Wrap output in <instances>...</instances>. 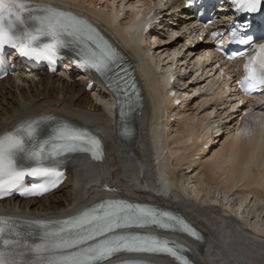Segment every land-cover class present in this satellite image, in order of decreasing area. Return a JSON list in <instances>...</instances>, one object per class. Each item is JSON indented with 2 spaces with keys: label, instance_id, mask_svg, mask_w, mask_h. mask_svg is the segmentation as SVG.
Wrapping results in <instances>:
<instances>
[{
  "label": "bare ground",
  "instance_id": "obj_1",
  "mask_svg": "<svg viewBox=\"0 0 264 264\" xmlns=\"http://www.w3.org/2000/svg\"><path fill=\"white\" fill-rule=\"evenodd\" d=\"M77 1L87 6L90 13L93 12L105 21L109 26L106 31L118 36L122 48L130 49L140 67V77L145 83L147 101L151 105L145 103L144 108L129 123L128 128L133 132V140L124 142L121 124L109 115L114 110L113 103L109 94L102 89L96 88L88 93L82 81L60 75H40L33 80L27 77L8 79L0 83V134L23 120L54 116L84 127L96 128L106 142L105 159L90 166L94 171L100 169L99 167L103 168L100 181L96 182L92 177L89 181L86 176V170L90 172L89 167H81L82 160H75L72 161L69 178L72 179V190L67 199L60 194L64 187L42 200H8L3 206L0 205V210L38 219L74 214L82 206L104 198V194L144 200L188 215L203 230L212 231L210 237L206 234V241L199 250L201 257L211 247L222 246L229 247L228 250L236 247L241 250L249 248V252L259 254L264 260V148L252 147L249 138L251 133L257 130V125L248 124L236 139L222 133L221 138L214 143V138L219 135L213 138L199 131L200 127L206 124V121L198 116L199 111L213 101L210 98L197 109L201 96L191 98L192 106L189 110L173 111L174 124L170 123L168 128L164 126L165 123L161 124L160 121L167 115L165 112L158 114L159 101L153 82L159 86V75L166 71L167 66L158 56H151L148 47L145 46L146 51L142 53L137 42L129 38L130 22L126 20V15L119 16V12L126 10V0L122 2L120 11L114 12L112 20L108 11L97 10L102 7L97 0ZM120 1L118 6L121 5ZM134 2L135 0H129V3ZM178 28L177 26L173 29ZM177 42L182 43L183 40L167 45L160 51L171 50L176 47ZM190 57L184 55L179 58L178 67L182 68V62ZM22 83L29 84V87ZM198 83L200 86L204 84L201 78L196 82ZM191 88L197 89V85H192ZM183 91V96H189L191 93L188 89ZM221 94L214 98L220 97ZM185 104L187 105V102ZM169 108L170 106L165 110ZM158 127L164 136L161 144L163 152L158 160L169 161L170 171L173 173L162 176L160 182L154 181L153 178L156 160L152 159L150 136ZM208 127L210 130L213 125L208 123ZM207 144L210 147L205 149L201 159L194 160L193 166L190 165L188 162L200 154L202 145ZM131 164L139 172L130 173L127 168ZM191 166L197 167L192 173H184ZM105 187L115 188V191L103 192ZM194 213L201 217L193 215ZM217 222L224 224L226 231L216 233L214 223ZM248 229L255 230L261 237L249 233ZM187 252L192 255L190 250ZM198 263L209 264L200 260Z\"/></svg>",
  "mask_w": 264,
  "mask_h": 264
},
{
  "label": "snow or ice",
  "instance_id": "obj_2",
  "mask_svg": "<svg viewBox=\"0 0 264 264\" xmlns=\"http://www.w3.org/2000/svg\"><path fill=\"white\" fill-rule=\"evenodd\" d=\"M262 0H233L238 10L256 12ZM213 35H215L213 33ZM235 39L237 33L232 29ZM240 43L252 46L254 55L244 65L239 81L245 92L264 88V43L251 37ZM6 47L22 56L47 61L55 71L61 49L75 51L79 67L94 69L114 91L123 115L124 100L134 88L116 71L120 57L115 49L85 18L40 0H0V52ZM218 51H223L219 48ZM244 53H232L228 58ZM124 72L127 70L124 69ZM26 121L13 131L0 135V194L10 195L21 188L25 177H45L46 183L23 187L21 195H43L55 187L63 173L58 157L65 153L87 152L102 159L101 141L88 130L66 121L48 118ZM43 137V138H41ZM2 198V196H0ZM15 217L0 216V264H103L120 252L163 253L179 264H192L177 241L138 229H179L199 239L182 218L157 208L125 200L108 199L82 210L73 217L43 222L36 236L17 230ZM120 264H149L144 260H123Z\"/></svg>",
  "mask_w": 264,
  "mask_h": 264
},
{
  "label": "rangeland",
  "instance_id": "obj_3",
  "mask_svg": "<svg viewBox=\"0 0 264 264\" xmlns=\"http://www.w3.org/2000/svg\"><path fill=\"white\" fill-rule=\"evenodd\" d=\"M22 84H25V85L27 86V88L29 87V84H27V83H22ZM71 180H72V179H70V180L68 181L69 184H67V185L65 186V188L63 189V191L60 193L61 195L64 196L63 198H66V199H67V196L71 193V190H72ZM217 223H218V222H217ZM217 223H214V224H216V227H214V230L216 231V233H217V232H218V233H222L223 231H226V229H225V225H224V224H220V223H218V225H217Z\"/></svg>",
  "mask_w": 264,
  "mask_h": 264
}]
</instances>
